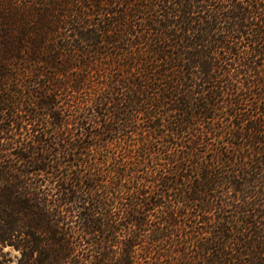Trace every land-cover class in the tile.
I'll return each instance as SVG.
<instances>
[{"label":"trees","instance_id":"obj_1","mask_svg":"<svg viewBox=\"0 0 264 264\" xmlns=\"http://www.w3.org/2000/svg\"><path fill=\"white\" fill-rule=\"evenodd\" d=\"M0 243L264 264V0H0Z\"/></svg>","mask_w":264,"mask_h":264},{"label":"rangeland","instance_id":"obj_2","mask_svg":"<svg viewBox=\"0 0 264 264\" xmlns=\"http://www.w3.org/2000/svg\"><path fill=\"white\" fill-rule=\"evenodd\" d=\"M13 239L21 241L24 237L23 233L13 232ZM16 242V241H13ZM21 257L20 249L9 245L8 243H0V264H19Z\"/></svg>","mask_w":264,"mask_h":264}]
</instances>
